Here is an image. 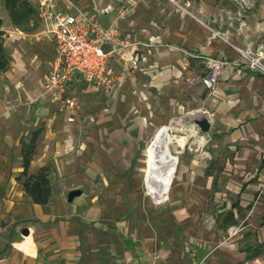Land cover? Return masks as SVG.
<instances>
[{
  "label": "crops",
  "instance_id": "1",
  "mask_svg": "<svg viewBox=\"0 0 264 264\" xmlns=\"http://www.w3.org/2000/svg\"><path fill=\"white\" fill-rule=\"evenodd\" d=\"M71 1L148 46L135 68L130 49L113 58L108 89L76 76L68 122L42 85L52 37L39 19L29 31L14 27L1 0L10 62L0 73V264H264V72L213 38L218 0ZM207 58L227 62L213 88L201 81ZM175 118L191 128L174 137L177 163L158 201L139 155L166 144ZM203 118L207 132L195 124ZM34 130L29 171L49 167L45 204L16 179L20 138ZM71 189L80 192L68 201Z\"/></svg>",
  "mask_w": 264,
  "mask_h": 264
},
{
  "label": "built area",
  "instance_id": "2",
  "mask_svg": "<svg viewBox=\"0 0 264 264\" xmlns=\"http://www.w3.org/2000/svg\"><path fill=\"white\" fill-rule=\"evenodd\" d=\"M36 10L44 31L54 42V54L42 76L43 90L63 104L66 120L72 122L77 114L78 99L68 94L67 90L75 77L98 88L108 89L117 77L113 58H123L124 50L130 49L133 56L125 61L128 67L135 68L140 60L137 51L147 47L148 43L131 41L120 34L116 22L104 28L96 17L85 15L71 0H37ZM242 55L251 69L264 72L259 56ZM226 63L207 58L208 71L201 80L207 88L215 86Z\"/></svg>",
  "mask_w": 264,
  "mask_h": 264
},
{
  "label": "rangeland",
  "instance_id": "3",
  "mask_svg": "<svg viewBox=\"0 0 264 264\" xmlns=\"http://www.w3.org/2000/svg\"><path fill=\"white\" fill-rule=\"evenodd\" d=\"M212 19L210 25L214 27V39L221 40L224 46L244 61L243 53L251 57L259 56L260 63L264 66V0H218ZM190 125V118H175L166 124L164 143L169 151L170 148L172 151L174 137L180 134L188 135ZM162 143L161 141L160 146ZM156 148L157 146L154 149ZM139 156L145 167V177L149 154L144 149Z\"/></svg>",
  "mask_w": 264,
  "mask_h": 264
},
{
  "label": "trees",
  "instance_id": "4",
  "mask_svg": "<svg viewBox=\"0 0 264 264\" xmlns=\"http://www.w3.org/2000/svg\"><path fill=\"white\" fill-rule=\"evenodd\" d=\"M3 4L7 16L14 27L23 31H29L38 25L36 6L31 0H3ZM2 24L3 21L0 18V73L8 68L10 62L9 55L4 48V30L1 28ZM39 133L40 130H34L27 137L21 136L19 143L22 171L16 179L34 203L45 204L50 194L49 167L43 166L35 173L29 171V164L35 154ZM231 222L234 223L235 221L231 220Z\"/></svg>",
  "mask_w": 264,
  "mask_h": 264
},
{
  "label": "bare ground",
  "instance_id": "5",
  "mask_svg": "<svg viewBox=\"0 0 264 264\" xmlns=\"http://www.w3.org/2000/svg\"><path fill=\"white\" fill-rule=\"evenodd\" d=\"M176 163V157L169 151L167 144L155 149L148 156L144 183L147 191L158 201L167 197Z\"/></svg>",
  "mask_w": 264,
  "mask_h": 264
},
{
  "label": "water",
  "instance_id": "6",
  "mask_svg": "<svg viewBox=\"0 0 264 264\" xmlns=\"http://www.w3.org/2000/svg\"><path fill=\"white\" fill-rule=\"evenodd\" d=\"M195 124L199 127V129L202 132H207L209 129V123L206 119H199V120H195ZM79 190L78 189H71L69 190L68 194H67V200L71 201L73 199L74 196L79 194ZM21 233L24 235H27L28 230L26 228H22L21 229Z\"/></svg>",
  "mask_w": 264,
  "mask_h": 264
}]
</instances>
